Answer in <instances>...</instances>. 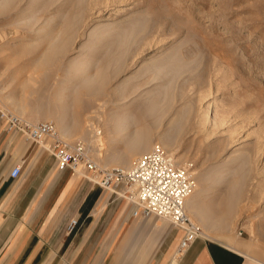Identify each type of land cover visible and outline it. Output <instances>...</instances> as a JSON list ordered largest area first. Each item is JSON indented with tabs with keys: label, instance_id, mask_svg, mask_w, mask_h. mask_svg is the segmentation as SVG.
I'll list each match as a JSON object with an SVG mask.
<instances>
[{
	"label": "rangeland",
	"instance_id": "1",
	"mask_svg": "<svg viewBox=\"0 0 264 264\" xmlns=\"http://www.w3.org/2000/svg\"><path fill=\"white\" fill-rule=\"evenodd\" d=\"M0 106L54 122L102 167L163 147L191 173L202 232L264 264V0H0ZM115 220L83 253L53 238L33 264H152L173 228Z\"/></svg>",
	"mask_w": 264,
	"mask_h": 264
},
{
	"label": "crops",
	"instance_id": "2",
	"mask_svg": "<svg viewBox=\"0 0 264 264\" xmlns=\"http://www.w3.org/2000/svg\"><path fill=\"white\" fill-rule=\"evenodd\" d=\"M4 110L0 106V264H33L53 238H60L61 246L67 242V247L83 253L104 237L114 217L122 219V213L127 215L119 221V231H123L128 220L134 219L129 202L95 183L80 181L68 168H60L51 151L53 139L38 143L22 131L8 130V120L1 116ZM62 130L66 132V128ZM15 165H21V173L11 177ZM72 218L78 224L70 235L62 230ZM135 233L132 226L119 254ZM182 235L183 231L174 227L167 231L152 264H261L245 250L243 239L227 242L206 234L173 260Z\"/></svg>",
	"mask_w": 264,
	"mask_h": 264
},
{
	"label": "built area",
	"instance_id": "3",
	"mask_svg": "<svg viewBox=\"0 0 264 264\" xmlns=\"http://www.w3.org/2000/svg\"><path fill=\"white\" fill-rule=\"evenodd\" d=\"M7 118L8 130H19L38 143L53 139L51 147L60 168L74 172L85 171L86 177L116 197L127 200L133 218L149 217L153 214L171 221L174 228L181 229L176 254L181 256L194 242L204 235L200 225L194 221L187 209V202L194 191L195 182L187 168L180 165L173 155L156 145L139 155L130 165L102 167L88 152L86 144L64 139L52 121L31 122L9 111H1ZM21 173V165H15L11 177ZM78 224L70 219L69 232ZM177 256V257H178Z\"/></svg>",
	"mask_w": 264,
	"mask_h": 264
},
{
	"label": "bare ground",
	"instance_id": "4",
	"mask_svg": "<svg viewBox=\"0 0 264 264\" xmlns=\"http://www.w3.org/2000/svg\"><path fill=\"white\" fill-rule=\"evenodd\" d=\"M193 192H194V191H193ZM192 194H193V193H192ZM192 194H191V195H192ZM197 196H198V192H196L194 195H192V197L190 196V197H191V199H190V197H189V199H190V200H194V201H195V199H197V198H198ZM189 199H188V200H189ZM195 207H196V206H195ZM195 207H194V208H195ZM191 216H192V215H191ZM197 220H198V219H197ZM205 222H206V221H205Z\"/></svg>",
	"mask_w": 264,
	"mask_h": 264
}]
</instances>
